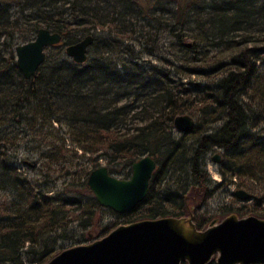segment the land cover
Segmentation results:
<instances>
[{
  "label": "trees",
  "instance_id": "obj_1",
  "mask_svg": "<svg viewBox=\"0 0 264 264\" xmlns=\"http://www.w3.org/2000/svg\"><path fill=\"white\" fill-rule=\"evenodd\" d=\"M41 26L61 39L27 78L15 45ZM88 33L87 58L76 62L64 45ZM261 56L264 0H0V264H41L48 256L38 245L66 236L54 237L67 227L86 229L91 240L115 226L100 221L97 212L114 210L86 182L101 158L122 178L140 156L156 161L145 197L122 222L184 214L182 190L205 183L203 155L212 145L223 149L224 181L242 176L253 194L257 176L264 181V130H256L264 121ZM213 72L203 84L183 80ZM192 108L220 123L197 137L185 162L184 133L174 135L173 119ZM178 157L189 168L179 167L188 175L181 191L163 183ZM256 199L255 209L264 195ZM255 214L264 216V207Z\"/></svg>",
  "mask_w": 264,
  "mask_h": 264
},
{
  "label": "water",
  "instance_id": "obj_2",
  "mask_svg": "<svg viewBox=\"0 0 264 264\" xmlns=\"http://www.w3.org/2000/svg\"><path fill=\"white\" fill-rule=\"evenodd\" d=\"M60 39L58 31L41 26L33 38L16 44L15 61L22 74L27 78L34 75L45 59L46 46ZM92 40L88 33L65 44L64 52L74 61L84 62ZM173 124L187 132L194 120L180 113ZM212 157L218 160V153ZM155 166L154 157L144 154L132 162L126 178L101 164L90 170L86 182L100 205L124 213L145 197ZM234 193L245 200L251 197L245 188ZM187 212L119 223L102 236L60 248L41 264H207L211 259L216 264L264 263V216L230 212L197 227L191 207Z\"/></svg>",
  "mask_w": 264,
  "mask_h": 264
},
{
  "label": "rangeland",
  "instance_id": "obj_3",
  "mask_svg": "<svg viewBox=\"0 0 264 264\" xmlns=\"http://www.w3.org/2000/svg\"><path fill=\"white\" fill-rule=\"evenodd\" d=\"M19 43L24 42L23 40H18ZM47 50V51H46ZM46 53H49L52 56L56 55V48H47L45 49ZM142 58H147V55H142ZM160 62V61H158ZM175 63H180V61L175 60ZM258 64L261 65V68L264 66V57L261 56L258 61ZM177 75V73H175ZM215 75L213 72L211 76H206V79L199 76V75H183L185 76L183 80H187L186 86H190L192 81H198L201 84L205 82H209L212 80V77ZM191 82V83H190ZM197 106H202L199 102L194 103ZM185 114H188L192 117L194 120V124L192 128L187 132H182L176 128H174V135L175 136H181V134L184 133L185 137V144L186 147V155H185V162L188 159V155L192 152V147L195 145V142L197 140V137L204 133L212 131L214 127H216L220 120H211L212 114L210 112L203 113L202 110L199 109H190L184 112ZM262 131L264 130V121L261 119L259 126L256 127V130ZM30 136H28V139ZM25 139V138H24ZM26 140V139H25ZM67 143H69L68 140H66ZM32 142H30L31 144ZM36 143V142H33ZM69 146V144H67ZM26 152V153H25ZM220 153L221 158L219 161H214L212 159V156L214 153ZM28 151L23 148V150H20L21 155L27 154ZM31 157L30 159H34L36 157V151L33 153H30ZM204 164L202 166L204 173L207 176V179L205 180V183L202 186L197 187H189L187 186L182 190L184 193L186 203L191 207L193 212L194 221L200 222V226L204 227L207 225V223L211 219L220 220L225 215H227L230 212H235L239 216H244L248 214H255L256 211H260L262 207H264V202L260 204V207L255 209V203L256 198L261 197L264 195V181L262 180V176L258 175L257 178L254 181V185L256 186L255 191L248 190L250 192L249 199H241L238 196L235 195L234 190L237 188H246L240 183L242 182L241 179H244L242 176H233L231 178V182L228 183L227 181H224V178L228 177L230 175V172L223 173V169L225 167L226 160L223 156V149L220 146L212 145L210 146L203 155ZM100 165L105 164V159L101 158ZM183 157H178L173 162H171V165L169 166L168 173L163 181L164 185L168 186L171 185V187L180 189V184L183 183L185 178H188V175L184 173V170L182 171L179 167L183 165ZM106 165V164H105ZM183 167V166H181ZM185 171L189 173L188 165L186 164V167H183ZM20 169L31 171V174L35 172V170L27 168L24 164L21 165ZM131 173V172H130ZM116 176H119L118 173H113ZM58 185L62 187V178L59 177ZM193 187V188H192ZM195 188V189H194ZM254 208V209H253ZM187 210L184 214H187ZM97 216L100 218V221L104 224H108L110 226L117 225L119 223H123L124 216L122 213H118L116 211H111L109 209H102L100 212L96 213ZM256 215V214H255ZM71 226V225H69ZM72 230H75L73 233ZM86 229H83L79 226H73V227H67V230H60L55 233L54 237H57L58 232L63 234L65 233L66 236L58 237L56 240L55 238L53 240H50L48 242V245L44 247L43 243L41 242L40 245H38L37 250H45L47 251L44 256H50L60 248H64L69 245H73L76 243L86 242L89 241L83 234L85 233ZM99 237V236H98ZM93 238V236H92ZM94 239V238H93ZM41 253L40 251L36 252L35 255H39ZM26 255V254H25ZM185 264V262H183Z\"/></svg>",
  "mask_w": 264,
  "mask_h": 264
},
{
  "label": "flooded vegetation",
  "instance_id": "obj_4",
  "mask_svg": "<svg viewBox=\"0 0 264 264\" xmlns=\"http://www.w3.org/2000/svg\"><path fill=\"white\" fill-rule=\"evenodd\" d=\"M216 153H218V152H216ZM217 158H218V160H214L213 157H212V159H213L214 161H219L220 158H221V154H220V153H218V157H217ZM154 169H155V168H154ZM153 171H154V170H153ZM151 175H152V174H151ZM193 187H197V185H194ZM193 187H192V188H193ZM194 189H195V188H194ZM185 196H186V195H184V200H185V203H186ZM186 206H187V208H189V205H188L187 203H186ZM193 220H195L194 217H193Z\"/></svg>",
  "mask_w": 264,
  "mask_h": 264
}]
</instances>
